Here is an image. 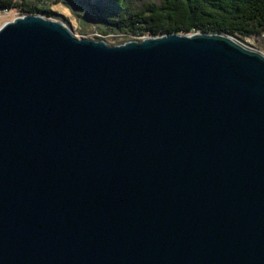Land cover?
<instances>
[{
	"label": "water",
	"instance_id": "water-1",
	"mask_svg": "<svg viewBox=\"0 0 264 264\" xmlns=\"http://www.w3.org/2000/svg\"><path fill=\"white\" fill-rule=\"evenodd\" d=\"M0 264H264V55L4 22Z\"/></svg>",
	"mask_w": 264,
	"mask_h": 264
},
{
	"label": "trees",
	"instance_id": "trees-1",
	"mask_svg": "<svg viewBox=\"0 0 264 264\" xmlns=\"http://www.w3.org/2000/svg\"><path fill=\"white\" fill-rule=\"evenodd\" d=\"M84 1L87 10L81 7L84 10L82 17L88 13L103 33L120 34L128 38L126 40L170 33H216L240 42L247 39L264 41V0ZM48 6L37 5L35 0H0V11L19 7L21 15L36 14L66 21L62 13Z\"/></svg>",
	"mask_w": 264,
	"mask_h": 264
},
{
	"label": "rangeland",
	"instance_id": "rangeland-1",
	"mask_svg": "<svg viewBox=\"0 0 264 264\" xmlns=\"http://www.w3.org/2000/svg\"><path fill=\"white\" fill-rule=\"evenodd\" d=\"M59 1L65 2V5L63 2L58 3ZM35 2L37 5H49L55 11L62 13L63 18L66 21H63L58 17L55 21L63 23L77 37H86L97 41L104 40V42L109 45H116L123 41H129L126 40L128 38L120 34H112L108 32H106V34L103 33L101 29L95 26L94 19L88 13V16L86 14L82 17L81 15L84 14V10H87V5L84 0H35ZM81 7L84 10L81 9ZM21 14L22 12H20L19 7L0 11V26L4 22L11 21L13 18L21 16ZM238 42L244 47L253 51H259L264 55V41L262 42L259 39L256 41L253 39H247L245 42Z\"/></svg>",
	"mask_w": 264,
	"mask_h": 264
}]
</instances>
